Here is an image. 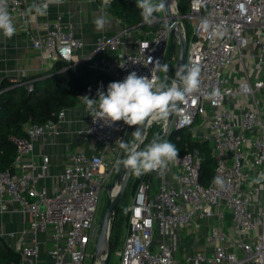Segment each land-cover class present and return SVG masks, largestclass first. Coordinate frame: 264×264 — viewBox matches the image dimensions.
Here are the masks:
<instances>
[{"label": "built area", "instance_id": "1", "mask_svg": "<svg viewBox=\"0 0 264 264\" xmlns=\"http://www.w3.org/2000/svg\"><path fill=\"white\" fill-rule=\"evenodd\" d=\"M188 3L183 17L190 26L189 38L178 8L172 14L186 42L184 71L200 68L199 87L186 102H178L169 124L164 120L160 141L169 142L174 131L190 132L199 121L207 133L214 173L209 185L203 186L201 156L192 150L176 156L166 168L142 175L127 208V232L116 254L120 264H264V187L254 185L247 174L264 168V79L259 78L264 72V0ZM7 4L12 19L22 21L27 40L43 59L67 63L62 71L73 67L85 43L61 15L41 23L46 31L42 34L30 24L23 0ZM205 21L207 27L201 28ZM158 22L163 27L138 36L132 52L119 57L106 54L119 49L120 37L101 39L98 70L116 82L136 72L161 83L164 72L154 68L155 63L167 64L169 44L179 47L180 42L178 36L171 38L164 11ZM33 83L22 85L32 92ZM67 111H61L57 121L28 125L24 138L12 137L15 161L0 171V212L14 204L30 219L20 236L7 234L21 264L105 260L95 254L100 195L120 171L115 170L116 160L125 157L117 141L127 143L139 126L123 121L107 126L91 117L87 129L79 132L88 150L71 154L49 187L51 159L45 155L36 162L35 144L46 135L59 134ZM148 122L145 129L152 124ZM141 131H145L142 144H148L143 143L146 130ZM180 139L178 135L175 140ZM217 178L221 184L214 183ZM117 188L116 180L113 195ZM25 235L29 241L21 238ZM191 239L198 247L189 252Z\"/></svg>", "mask_w": 264, "mask_h": 264}, {"label": "crops", "instance_id": "2", "mask_svg": "<svg viewBox=\"0 0 264 264\" xmlns=\"http://www.w3.org/2000/svg\"><path fill=\"white\" fill-rule=\"evenodd\" d=\"M23 1L27 8L29 22L35 30L42 34L46 33L40 24L48 20L51 21L61 15L65 23L73 28L76 37L82 39L85 43L84 50L75 57L73 68L85 66L89 69L98 70L99 60L103 55L97 51V45L103 38L120 37L119 49L116 52H107L106 54V57H119L125 53L132 52V42L138 36L153 32L149 27L141 28L143 25H149L143 21L139 26L128 25L124 18H120L122 10L112 4L113 0H111L110 7L103 10L106 13V23L104 28L99 31L96 29L94 19L102 14V0H63V3L59 5L52 2V0H47L50 6L46 15H38L34 11H28L34 0ZM35 2L43 4L46 0H35ZM133 3L136 4V0ZM12 21L16 27L14 36L9 39L0 33V90L5 80L13 83V81L18 79L44 74L52 76L56 63L43 59L41 54L33 49L24 34L23 23L20 19L15 18ZM156 23L151 25H156ZM65 71L67 70H61L60 72ZM259 78L264 79V72L259 74ZM89 115L90 113L86 109L84 100H81L74 108L67 111L66 120L60 125L58 135H46L35 144L34 155L36 162H41L45 155H48L51 159L50 177L46 181V185L49 187L53 185L57 175L64 171L71 154L88 150V144L84 142L79 132L87 129L91 118ZM261 173H264V168L247 172L252 183ZM253 184L264 187V180ZM261 197L260 194L259 199ZM29 220L28 215L17 212L16 206L14 204L11 205L7 212H0V237L12 244L13 241L7 234L16 232L20 236L22 232L26 231ZM21 238L24 241L30 240L28 235ZM188 247L189 252H192L198 246H196V241L191 239ZM44 258L45 260L47 259L46 256Z\"/></svg>", "mask_w": 264, "mask_h": 264}, {"label": "clouds", "instance_id": "3", "mask_svg": "<svg viewBox=\"0 0 264 264\" xmlns=\"http://www.w3.org/2000/svg\"><path fill=\"white\" fill-rule=\"evenodd\" d=\"M55 4L63 3V0H52ZM111 0H102V14L94 19L97 31L105 26L106 13L104 9L110 7ZM167 0H136V7L140 10V16L144 23L153 24L158 22V13L164 11ZM48 2L40 4L33 2L28 11H34L38 15H46ZM201 28L207 27V22H203ZM0 33L4 37L11 39L16 33L12 17L8 10L7 0H0ZM156 69L167 72L168 65L156 61ZM200 68L192 66L186 71L177 72V79L169 86L167 80L154 84V77L149 79L146 76H138L136 72H131L123 81L111 82L105 92L103 85L97 89V99L82 97L86 109L90 113L93 122L103 121L105 125L112 126L116 122L123 121L128 126H141L147 120L164 121L170 113L177 109L178 102H186L199 87ZM216 95V93H213ZM134 138L130 142L118 140L117 144L125 153V158L115 162V170L120 167L132 172L136 177L159 171L166 168L167 164L173 161L178 155L175 145L167 141L154 140L145 150L138 151L143 135L141 128L132 134ZM264 180V173L253 181L259 183ZM221 184L220 179L214 181Z\"/></svg>", "mask_w": 264, "mask_h": 264}, {"label": "trees", "instance_id": "4", "mask_svg": "<svg viewBox=\"0 0 264 264\" xmlns=\"http://www.w3.org/2000/svg\"><path fill=\"white\" fill-rule=\"evenodd\" d=\"M112 4L120 7L122 10L120 18H124L128 25L139 26L142 23L140 10L133 2L113 0ZM157 15L159 19L161 15L159 13ZM146 27L156 31L163 27V24L158 22L156 25L141 26L143 29ZM66 66L67 63L58 61L54 65L52 76L44 74L23 79V82L34 81L32 92H29L24 84L13 87L12 83L7 80L2 83L0 90V171L11 168L17 155V148L11 139L12 137L24 138L26 126L45 124L50 120L57 121L61 111L74 108L81 100H84L82 97L97 99L96 92L101 84L106 91L109 83L116 82L109 75L85 66L72 67L65 72H60ZM178 135L181 139L177 142L175 139ZM169 142L175 145L177 156L186 151L199 152L201 156L199 181L207 187L215 168V161L208 143L195 141L191 139L189 133L177 131L172 133ZM115 213L116 215L120 213L118 206ZM116 218L109 241L112 253L118 249L117 238L112 237L114 231L115 234L120 231ZM21 261L22 258L15 252L13 245L0 237V264H21Z\"/></svg>", "mask_w": 264, "mask_h": 264}, {"label": "rangeland", "instance_id": "5", "mask_svg": "<svg viewBox=\"0 0 264 264\" xmlns=\"http://www.w3.org/2000/svg\"><path fill=\"white\" fill-rule=\"evenodd\" d=\"M176 2H177V8L179 10V14L182 16V22L185 26L186 35L189 38L190 32H191L190 26H189L188 20L183 17L185 14L188 13V7H189L188 6V4H189L188 0H176ZM160 15L162 17V12L160 13ZM178 57H179V47H177L175 42L172 44L170 43L169 47H168V53H167V64L168 63L170 64V77L171 78L174 76V73L176 71V67H177V63H178ZM164 81L165 80L162 78L161 82H164ZM167 82L170 86L172 81L167 80ZM22 83H25V82H23V79H18V80L13 81L12 86L14 87L16 85H22ZM163 123H164V121L153 122L149 127L144 129V130H146V137H145V140L143 143H147V142H149L155 138L160 137L162 135ZM139 127L142 129V125ZM133 133L134 132L131 133V137H130L128 142H130L134 139L132 137ZM188 133L190 134L191 139L198 141V142H207L208 147H209V142L206 139V136H207L206 130H205V128H203L200 125L199 121H197L195 123L194 127ZM121 168H122V166L120 167V170H121ZM119 174H120V171L110 181L111 183L107 186V189H109L110 187L113 188ZM138 179H139V177H136L131 172L130 176L128 177L127 183H126L124 193L120 199V203L118 204V208L120 209V213H117V215L115 213L113 216V219L111 220V230H112V226L115 223V217H117L116 223H117V225L120 226L119 227L120 231L118 232V234H115V231L112 233L113 239H114V237L117 238L118 249L112 253L109 264H120V259L117 256L116 252L120 249V245H121V243L125 237V234L127 232V208H129L132 204ZM108 199H109V197L107 194V190L102 191V193L100 195L99 210H98V220L100 222L102 220L106 205L108 203ZM110 237H111V235H110ZM93 252L94 251H92L91 253H93ZM92 262H93V260L90 258L89 260L86 261L85 264H92Z\"/></svg>", "mask_w": 264, "mask_h": 264}, {"label": "water", "instance_id": "6", "mask_svg": "<svg viewBox=\"0 0 264 264\" xmlns=\"http://www.w3.org/2000/svg\"><path fill=\"white\" fill-rule=\"evenodd\" d=\"M165 18L167 19V24L170 29L171 38L173 39L175 36H178L179 38V57H178V63L176 67V71L174 73V76L170 77V64L168 63V71L164 72L163 79L164 80H176L177 79V72L184 71L185 67V61H186V54H187V48H186V42L184 40V37L180 31V28L176 22L177 17L172 14V11L170 9V0H167L166 7L164 9ZM173 111L170 113L169 117L167 118V124H169L172 120V117L174 115ZM148 120L144 122L142 125V129L144 130L146 127ZM162 136L155 138L148 142V144L142 145V142H138L139 147L138 151L145 150L148 145H150L154 140H160ZM131 172L127 171L123 168L120 170V174L118 176L117 182L120 185V189L116 192L115 195L112 193V188L110 187L107 189L108 194V203L106 205L101 223L99 225L100 227V233L97 241V245L95 248V254L97 257L105 256V260L102 262V264H109L110 258L112 255V250L109 245L110 241V235H111V220L113 219V216L115 214L116 208L118 204L120 203V199L124 193L126 183L128 180V177L130 176Z\"/></svg>", "mask_w": 264, "mask_h": 264}, {"label": "bare ground", "instance_id": "7", "mask_svg": "<svg viewBox=\"0 0 264 264\" xmlns=\"http://www.w3.org/2000/svg\"><path fill=\"white\" fill-rule=\"evenodd\" d=\"M170 9H171L172 13H176V9H177V2H176V0H170ZM153 122H156V121L149 120L148 124L150 125ZM142 134L144 135L145 134V131H143ZM117 190H118V188L115 189L114 194L117 192Z\"/></svg>", "mask_w": 264, "mask_h": 264}]
</instances>
